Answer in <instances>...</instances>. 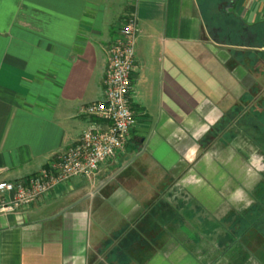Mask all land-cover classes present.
<instances>
[{
	"label": "crops",
	"instance_id": "crops-1",
	"mask_svg": "<svg viewBox=\"0 0 264 264\" xmlns=\"http://www.w3.org/2000/svg\"><path fill=\"white\" fill-rule=\"evenodd\" d=\"M261 1L237 0L227 31L264 26ZM212 7L0 0V182L40 173L106 127L82 111L104 98L127 18L139 29L129 144L92 179L0 214V264H264V44L214 38Z\"/></svg>",
	"mask_w": 264,
	"mask_h": 264
},
{
	"label": "built area",
	"instance_id": "built-area-1",
	"mask_svg": "<svg viewBox=\"0 0 264 264\" xmlns=\"http://www.w3.org/2000/svg\"><path fill=\"white\" fill-rule=\"evenodd\" d=\"M138 21L132 15L108 50L104 98L82 111L107 123L92 125L78 142L40 173L18 182H0V214L29 208L72 178L92 179L100 167L125 150L136 120L131 107Z\"/></svg>",
	"mask_w": 264,
	"mask_h": 264
},
{
	"label": "rangeland",
	"instance_id": "rangeland-1",
	"mask_svg": "<svg viewBox=\"0 0 264 264\" xmlns=\"http://www.w3.org/2000/svg\"><path fill=\"white\" fill-rule=\"evenodd\" d=\"M203 1L205 0H199L200 4L203 6L205 10L210 7H212V5H214L209 11L214 13V14H206V19L208 21V23L211 25V30L212 31H216L217 29H219L218 26L222 27L224 30V35L223 36H227V26L230 24L233 25H238L237 19H236V11L238 10V7L234 6L231 9L227 6H229V3L231 0H211L210 5H207V3H203ZM237 0H234V4L236 5ZM239 3H237L238 5ZM208 6V8H207ZM259 13H263L264 14V1H261L260 6H259ZM222 25V26H221ZM217 26V27H216ZM235 27V26H233ZM233 27H229V29H233ZM234 34H231V36L234 38L233 41H239L240 40V36H241V31L237 32L236 29L234 30ZM260 58V57H258ZM256 58V59H258ZM247 64H249L250 62V58L247 57L246 59ZM258 62H261V65L263 66L262 63L263 60L262 59H258Z\"/></svg>",
	"mask_w": 264,
	"mask_h": 264
},
{
	"label": "flooded vegetation",
	"instance_id": "flooded-vegetation-1",
	"mask_svg": "<svg viewBox=\"0 0 264 264\" xmlns=\"http://www.w3.org/2000/svg\"><path fill=\"white\" fill-rule=\"evenodd\" d=\"M234 6V0H231L229 3V6L227 7H231ZM228 32V31H227ZM223 30L222 29H217L216 31H211V34L214 38L220 40V41H231V32L229 31L227 36H223ZM241 36H240V40L241 42H243L244 44L247 45H261V41L263 39V35H260L258 33H252L249 29H244L241 31Z\"/></svg>",
	"mask_w": 264,
	"mask_h": 264
},
{
	"label": "trees",
	"instance_id": "trees-1",
	"mask_svg": "<svg viewBox=\"0 0 264 264\" xmlns=\"http://www.w3.org/2000/svg\"><path fill=\"white\" fill-rule=\"evenodd\" d=\"M210 1H211V0H205V1H203V3L205 2V3L208 4V3H210ZM205 11H206V10H205ZM205 11H204V13H206ZM255 33H258V34H260V35H263V34H264V26H260V27H258L257 30L255 31ZM263 44H264V36H263V39H262V41H261V47L263 46ZM257 117H258L259 119H260V117H262V121H261V120L259 121L258 118H256V117H255V118H256L257 120L255 119V121H258L259 123H261L260 126H259V130L261 131V134L264 135V113L261 114V115H257ZM205 141H206V140H204V141L201 142L202 147H204V148H205L206 143H207V142L205 143ZM263 206H264V199H263V201H262V207H263ZM261 215H262V217L264 216V209L261 210ZM261 215H260V216H261ZM262 217H261V218H262Z\"/></svg>",
	"mask_w": 264,
	"mask_h": 264
},
{
	"label": "water",
	"instance_id": "water-1",
	"mask_svg": "<svg viewBox=\"0 0 264 264\" xmlns=\"http://www.w3.org/2000/svg\"><path fill=\"white\" fill-rule=\"evenodd\" d=\"M260 47H261V45H256V48H257V49H260Z\"/></svg>",
	"mask_w": 264,
	"mask_h": 264
}]
</instances>
